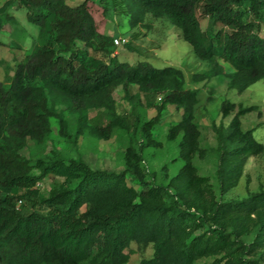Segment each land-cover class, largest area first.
Segmentation results:
<instances>
[{
  "label": "trees",
  "instance_id": "obj_1",
  "mask_svg": "<svg viewBox=\"0 0 264 264\" xmlns=\"http://www.w3.org/2000/svg\"><path fill=\"white\" fill-rule=\"evenodd\" d=\"M69 2L0 0V34L20 28L11 13L16 6L25 8L28 22L39 29L30 53L13 59L8 83L0 76V264H129L134 244L153 248V256L139 264H200L209 258L211 264H260L264 192L220 202L210 179L194 165L201 153L195 123L199 91L187 89L186 75L174 67L121 63L116 36L101 33L91 12L97 0ZM98 3L105 13L121 9L132 29L148 15L170 21L209 65L192 76L193 83L224 75L229 90L243 93L264 79V0ZM126 47L134 51L130 43ZM224 65L232 71L226 73ZM118 89L128 112L119 109ZM144 106L156 111L146 123ZM169 107L181 112V119L166 138L177 143L184 165L166 185L148 184L143 160L132 148L121 173L94 170L82 157L67 159L58 151L35 162L23 155L30 142L37 149L47 144L53 120L59 137L76 151L83 136L109 141L116 130L140 132L142 149L158 148L152 133ZM257 110L230 101L221 108L224 118L233 115L227 130L218 131L221 195L238 185L249 159L263 152L254 130L243 129L242 118ZM50 177L65 181L42 194L37 185Z\"/></svg>",
  "mask_w": 264,
  "mask_h": 264
},
{
  "label": "rangeland",
  "instance_id": "obj_2",
  "mask_svg": "<svg viewBox=\"0 0 264 264\" xmlns=\"http://www.w3.org/2000/svg\"><path fill=\"white\" fill-rule=\"evenodd\" d=\"M69 3L77 5L80 2L79 0H70ZM91 12L101 33L117 36L115 38L129 39L134 51H130L126 46L115 49V56L121 63L133 66L139 62L147 61L158 69L174 67L186 75L187 89L199 91L200 104L195 111V123L201 129L199 143L201 153L196 155L194 165L201 176L210 179L220 202L241 201L264 192V79L250 86L243 93L229 90L228 81L224 75L210 82L193 83L192 76L205 73L209 65L196 57L192 47L183 40L181 31L170 21L155 19L148 15L144 24L132 29L127 14L122 13L121 9L105 13V8L98 3V0L92 3ZM11 13L19 22L20 28L9 27L7 32L0 34V43L2 44L0 57L4 60V64L0 67V76L5 83H8L13 74V59L23 60L33 49L35 39L39 35V29L28 22L25 8L16 6L11 10ZM202 23L203 27L207 28L208 19L203 20ZM262 30L264 37V21ZM13 45H17L19 49ZM224 68L226 73L232 71L229 65H224ZM134 92L138 93V90L134 89ZM114 96L120 111L128 112L130 106L124 101L122 91L116 90ZM226 101L246 108L258 107L257 111L245 115L242 122L244 130H254V137L263 146V152L249 159L238 185L221 195L216 177L220 146L218 131L227 130L233 118V115L224 118L221 114V108ZM140 113L143 123L149 122L156 115V111L147 106L140 108ZM90 116L94 117L95 113L91 112ZM180 119L181 112L174 107H169L163 112L161 121L152 133L154 140L161 144V147L158 148L142 149L143 140L140 132L127 134L116 130L109 141L83 136L78 143L79 151L59 137L58 124L53 120L52 136L47 144L42 149H37L30 142L29 147L23 151V155L35 162L58 151L67 159L82 157L94 170L121 173L126 169L128 149L132 148L143 160L148 184L166 185L169 178L175 176L184 165V161L179 157L177 143L168 142L166 138L170 127ZM73 129L74 124L72 125ZM128 180L131 186L141 190V187L133 182L130 176H128ZM64 181L62 178L50 177L38 183L37 186L42 194H48L54 186ZM251 239L248 237L247 241L250 242ZM132 251L133 257L129 264H139L142 259H149L153 256L152 246L139 248L134 244ZM213 261L214 258H209L201 261L200 264H211ZM260 264H264V261L261 260Z\"/></svg>",
  "mask_w": 264,
  "mask_h": 264
},
{
  "label": "built area",
  "instance_id": "obj_3",
  "mask_svg": "<svg viewBox=\"0 0 264 264\" xmlns=\"http://www.w3.org/2000/svg\"><path fill=\"white\" fill-rule=\"evenodd\" d=\"M129 43H130L129 39L124 37L114 39V44L116 47L126 46Z\"/></svg>",
  "mask_w": 264,
  "mask_h": 264
},
{
  "label": "crops",
  "instance_id": "obj_4",
  "mask_svg": "<svg viewBox=\"0 0 264 264\" xmlns=\"http://www.w3.org/2000/svg\"><path fill=\"white\" fill-rule=\"evenodd\" d=\"M117 37V36H116Z\"/></svg>",
  "mask_w": 264,
  "mask_h": 264
}]
</instances>
